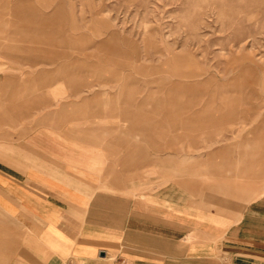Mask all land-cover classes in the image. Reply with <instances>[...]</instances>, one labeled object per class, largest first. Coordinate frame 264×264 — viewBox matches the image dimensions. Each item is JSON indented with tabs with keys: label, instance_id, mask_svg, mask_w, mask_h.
Wrapping results in <instances>:
<instances>
[{
	"label": "rangeland",
	"instance_id": "obj_1",
	"mask_svg": "<svg viewBox=\"0 0 264 264\" xmlns=\"http://www.w3.org/2000/svg\"><path fill=\"white\" fill-rule=\"evenodd\" d=\"M21 25L38 27L37 46L10 38ZM0 112L29 113L2 117L14 131L39 112L124 131L151 158L142 191L204 184L212 201V174L237 171L244 157L257 162L249 184L260 187L264 0H0ZM226 191H216L222 203ZM0 222V264H10L24 230L1 213Z\"/></svg>",
	"mask_w": 264,
	"mask_h": 264
},
{
	"label": "crops",
	"instance_id": "obj_2",
	"mask_svg": "<svg viewBox=\"0 0 264 264\" xmlns=\"http://www.w3.org/2000/svg\"><path fill=\"white\" fill-rule=\"evenodd\" d=\"M37 28L21 25L10 38L37 46ZM39 113L14 131L2 117L29 113L0 112V213L24 230L10 264H264V185L249 184L260 175L253 158L212 174V201L204 184L142 191L151 158L141 142L85 116L73 120L75 112ZM217 189L227 190L224 204ZM3 238L0 230L4 249Z\"/></svg>",
	"mask_w": 264,
	"mask_h": 264
}]
</instances>
